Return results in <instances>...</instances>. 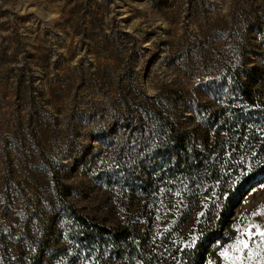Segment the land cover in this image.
<instances>
[{
    "label": "rangeland",
    "instance_id": "rangeland-1",
    "mask_svg": "<svg viewBox=\"0 0 264 264\" xmlns=\"http://www.w3.org/2000/svg\"><path fill=\"white\" fill-rule=\"evenodd\" d=\"M231 72L264 96V0H0V264H65L64 203L112 227L146 221L147 195L108 172L125 156V118L155 98L184 130L222 139L204 117L226 105ZM260 164L225 190L201 264H264ZM179 202L158 195L160 233ZM196 220L177 230L186 246Z\"/></svg>",
    "mask_w": 264,
    "mask_h": 264
},
{
    "label": "trees",
    "instance_id": "trees-1",
    "mask_svg": "<svg viewBox=\"0 0 264 264\" xmlns=\"http://www.w3.org/2000/svg\"><path fill=\"white\" fill-rule=\"evenodd\" d=\"M232 73L228 74L227 94L223 96L226 105L215 115L204 117L208 131L215 129L222 139L210 134L199 137L194 134L196 131L184 130L160 104L154 103L155 98L152 105L136 103L134 110L139 115L134 119L128 113L125 118L131 125L125 137V156L116 158L108 172L120 188L135 183L140 186L148 197L146 206L152 208L150 215L146 221L140 215L126 226L112 227L83 216L64 203L62 236L68 245L63 253L65 264L202 263L227 216L226 210L221 214L219 210L233 201L234 188L229 190V196L225 190L239 185L243 179L238 174L252 168L255 162L261 163L256 175H264V96L248 90ZM138 95L151 100L140 89ZM135 100L129 96L124 103ZM238 152L241 154L234 158ZM163 190L173 196V201L180 202L178 220L160 233L154 221L148 219L154 218L158 195ZM208 197H212L213 207L209 205L202 212V202ZM217 204L221 208H215ZM198 217L205 221H199L198 234L186 246L177 230L182 226L189 228Z\"/></svg>",
    "mask_w": 264,
    "mask_h": 264
}]
</instances>
